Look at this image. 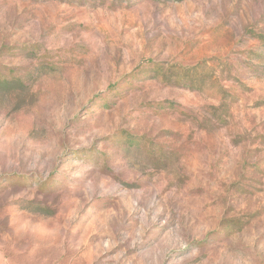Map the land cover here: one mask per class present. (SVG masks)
<instances>
[{
  "label": "rangeland",
  "instance_id": "obj_1",
  "mask_svg": "<svg viewBox=\"0 0 264 264\" xmlns=\"http://www.w3.org/2000/svg\"><path fill=\"white\" fill-rule=\"evenodd\" d=\"M0 264H264V0H0Z\"/></svg>",
  "mask_w": 264,
  "mask_h": 264
}]
</instances>
